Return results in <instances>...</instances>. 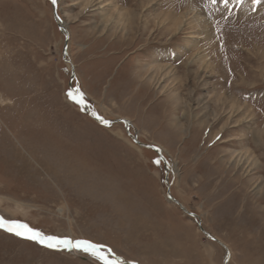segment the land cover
<instances>
[{"label": "rangeland", "instance_id": "374dc122", "mask_svg": "<svg viewBox=\"0 0 264 264\" xmlns=\"http://www.w3.org/2000/svg\"><path fill=\"white\" fill-rule=\"evenodd\" d=\"M55 8L66 35L50 0H0V218L116 264H264V0ZM0 264L98 262L0 229Z\"/></svg>", "mask_w": 264, "mask_h": 264}, {"label": "snow or ice", "instance_id": "6c2138e0", "mask_svg": "<svg viewBox=\"0 0 264 264\" xmlns=\"http://www.w3.org/2000/svg\"><path fill=\"white\" fill-rule=\"evenodd\" d=\"M52 5L57 3V0H50ZM232 0H206L207 4L216 6L218 4L223 5L225 11H231L229 4ZM237 5H241L243 0H235ZM253 5L261 3V0H252ZM67 96L75 104H77L81 109L85 108L86 105L83 100V94L79 93V89L75 92L69 91ZM92 115L99 120L101 124L107 125L108 121L97 116L95 112H92ZM0 229L10 233L16 237L34 241L48 249L53 250H66V251H76L90 257L94 262L98 264H116L112 258L111 250H106L102 245L91 242L87 239H78L72 240L69 238H57L52 236H44L40 232L34 231L29 228L27 225L23 224H14L7 219L0 218Z\"/></svg>", "mask_w": 264, "mask_h": 264}, {"label": "water", "instance_id": "95a60500", "mask_svg": "<svg viewBox=\"0 0 264 264\" xmlns=\"http://www.w3.org/2000/svg\"><path fill=\"white\" fill-rule=\"evenodd\" d=\"M56 5V4H55ZM55 5H52V7H53V16H54V21L56 22V24H57V26H58V28L60 29V31L62 32V33H64V28L63 27H60V19L58 18V16H57V14H56V8H55ZM64 35H66V34H64ZM67 46H68V39H67V37L65 38V43H64V46H63V53H62V55H63V60L65 61V62H67V63H70V61L68 60V59H66V57H67ZM71 77L73 78L74 77V73H72V75H71ZM71 78V79H72ZM84 103H85V105H86V107L85 108H83V110L85 111V113L89 116V117H91L96 123H98V124H100V125H103V126H105L104 124H101L100 122H99V120H97L95 117H93L92 115H91V112H90V108H89V106H88V104L84 101ZM123 123H124V125L128 128V125H129V123L127 122V121H125V120H121ZM111 122H109L108 121V124H110ZM107 124V125H108ZM128 137L134 142V143H136L137 145H140V146H142V147H148V148H150V149H152L159 157H160V159L162 160V162H163V164H164V168H165V173H166V177H165V179H164V181L167 183L168 182V179H167V173H168V171H169V169H168V164H167V162L165 161V159L162 157V155H161V153H160V151H159V149L158 148H156V147H152V146H147V145H142V144H139V142H137V140H136V138L134 137V136H132V135H130L129 133H128ZM167 198H168V200L171 202V203H174V204H176V205H178L179 206V208L184 212V213H186V214H188L190 217H192L194 220H196V222H197V225H198V227H200V222H199V219H198V217L196 216V215H194V214H190V213H187L185 210H184V208L175 200V199H173L172 197H171V195H170V192H169V187H168V190H167ZM200 229V231L202 232V234L204 235V236H206L208 239H212V240H214L212 237H210L203 229H201V228H199ZM227 261V258L225 259V262Z\"/></svg>", "mask_w": 264, "mask_h": 264}, {"label": "bare ground", "instance_id": "6f19581e", "mask_svg": "<svg viewBox=\"0 0 264 264\" xmlns=\"http://www.w3.org/2000/svg\"><path fill=\"white\" fill-rule=\"evenodd\" d=\"M101 2V1H100ZM105 6H107L106 4H105ZM60 27H63L64 28V34H66V30H65V27H64V24L60 21ZM159 69L158 70H161L162 68V66L160 67V65H156ZM157 69V68H156ZM163 70V69H162ZM163 72V71H162ZM167 74H168V72H167ZM164 75V74H163ZM249 137V136H248ZM247 141V140H246ZM138 142V141H137ZM140 144V143H139ZM140 146V145H139ZM170 171V170H169ZM179 207V206H178ZM185 210V209H184ZM206 231V230H205ZM71 252H73V253H78V252H76V251H71Z\"/></svg>", "mask_w": 264, "mask_h": 264}]
</instances>
